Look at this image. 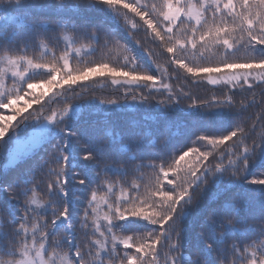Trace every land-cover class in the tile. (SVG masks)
<instances>
[{"label": "snow or ice", "instance_id": "6c2138e0", "mask_svg": "<svg viewBox=\"0 0 264 264\" xmlns=\"http://www.w3.org/2000/svg\"><path fill=\"white\" fill-rule=\"evenodd\" d=\"M0 13V145L33 122L29 151L0 167V264H264V0H0ZM202 84L221 94L199 98ZM129 98L165 113L187 100L208 119H83Z\"/></svg>", "mask_w": 264, "mask_h": 264}, {"label": "trees", "instance_id": "16d2710c", "mask_svg": "<svg viewBox=\"0 0 264 264\" xmlns=\"http://www.w3.org/2000/svg\"><path fill=\"white\" fill-rule=\"evenodd\" d=\"M3 14V13H0ZM138 38L143 39V32L138 33ZM63 48V44H57L56 50L57 54H59L60 50ZM159 52L160 50L157 49ZM35 55H39L38 52L34 53ZM140 55H143L142 53ZM93 58H98L93 57ZM73 64H75V61H73ZM159 64H160V71L162 74L167 75L168 73H171L173 71L172 67L167 63L165 56L159 57ZM43 75H38L37 79H42ZM174 86H179L182 84V80H174L171 81ZM94 88L96 90V94L98 96H101L102 98H115L117 96L120 97V102L124 104L123 97L120 95V93L116 92L115 89L112 86H106L104 85V82L97 83L94 85ZM188 89L186 88V91ZM37 93L42 91V89H36L34 90ZM191 91L198 96L201 99H210L213 95L219 96L221 94L220 89L218 86H212L207 84H202L198 88H193ZM25 99H28V97H25ZM46 99V98H45ZM87 99V97H85ZM82 102V101H81ZM189 101L185 100L182 105L179 108L171 109L167 113L161 108H158L155 105V102L149 105H141L138 109L134 107V105H138L139 101H132L130 98L125 104L126 111H117L113 113H107L104 111H101L100 109L109 108L110 105H100L97 109H92L90 112H87L84 114L83 119L89 121L90 123H94L97 121H103L105 118H110L113 120L119 127L126 128L133 122L136 124H139L143 128H151L153 130H156L158 128H161L164 126L165 123H176V124H189L196 120L198 117L202 119H208L207 115L200 113V114H193L190 115L187 109V104ZM57 107L61 105H56ZM37 105H33L32 109L36 108ZM32 109H29V111H32ZM255 111V109L250 110ZM33 122H28V126H21L19 133L25 134L28 133L29 130L32 128ZM181 142H184L181 138ZM9 145V144H8ZM8 145H0V167H2L4 164H7V146ZM189 146L190 143H189ZM186 150V148H185ZM92 175H95V172L91 173ZM79 195V194H77ZM187 224L191 225V227L194 230H198V224L195 223L191 218H189L188 221H186Z\"/></svg>", "mask_w": 264, "mask_h": 264}, {"label": "rangeland", "instance_id": "374dc122", "mask_svg": "<svg viewBox=\"0 0 264 264\" xmlns=\"http://www.w3.org/2000/svg\"><path fill=\"white\" fill-rule=\"evenodd\" d=\"M32 132V128L29 130L28 133H25V134H20V137H21V141L19 144L15 143L14 141L9 143V145L7 146V160L8 161V155H9V152H12V153H16L17 151L21 152V153H27L30 149V144L28 142V139H26L29 134ZM9 163V161L7 162Z\"/></svg>", "mask_w": 264, "mask_h": 264}]
</instances>
